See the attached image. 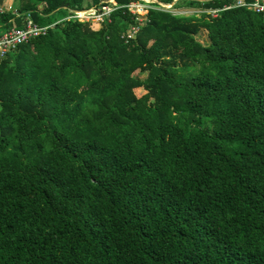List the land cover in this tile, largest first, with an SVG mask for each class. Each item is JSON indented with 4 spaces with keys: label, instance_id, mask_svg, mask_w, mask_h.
<instances>
[{
    "label": "trees",
    "instance_id": "1",
    "mask_svg": "<svg viewBox=\"0 0 264 264\" xmlns=\"http://www.w3.org/2000/svg\"><path fill=\"white\" fill-rule=\"evenodd\" d=\"M136 1L0 6V264H264V11Z\"/></svg>",
    "mask_w": 264,
    "mask_h": 264
},
{
    "label": "rangeland",
    "instance_id": "2",
    "mask_svg": "<svg viewBox=\"0 0 264 264\" xmlns=\"http://www.w3.org/2000/svg\"><path fill=\"white\" fill-rule=\"evenodd\" d=\"M114 0H103V2H109V4L113 5ZM156 0H138L136 2H132L129 4V8L131 10V12H135L137 15L138 20H142L145 18L144 14H145V10L147 9V4L149 2H155ZM179 1V0H178ZM19 0H2L0 2V6L3 7L4 9H9L11 11H15L16 10V5L18 4ZM89 2V1H88ZM177 2L174 1L171 4H163V6L165 8H168V10L172 13H181V14H190L192 12V9H189L187 7L181 6V7H174L173 4ZM160 5V4H158ZM161 6V5H160ZM162 6V7H163ZM104 10H108L110 8V5H104ZM80 20L81 19H85V20H89L90 22V27L91 28H99L100 26V22H101V18L102 15H100L99 13H97L94 8L86 10V11H81L78 12ZM137 31V28L134 29V31H132L131 34L135 33ZM130 34V35H131ZM195 38L197 40H199L200 42H202L203 44H205L207 42V37H206V31H204L203 29L200 30L196 35ZM137 72H135L133 75H136ZM136 76H140L141 78H143L145 75L144 74H139ZM145 92V90L141 87L139 88H135L134 89V93L139 96L141 94H143Z\"/></svg>",
    "mask_w": 264,
    "mask_h": 264
},
{
    "label": "built area",
    "instance_id": "3",
    "mask_svg": "<svg viewBox=\"0 0 264 264\" xmlns=\"http://www.w3.org/2000/svg\"><path fill=\"white\" fill-rule=\"evenodd\" d=\"M238 3L241 4V1H238ZM251 7H253L257 11H264V0H261V3L259 2V0H256V2L251 5ZM110 9L111 8H109L108 10H104V7L102 6L103 13L100 15H106V13L110 11ZM78 12H74L73 16L80 19ZM48 27L49 26H39L33 23L31 20L27 19L25 21L24 27L19 29L11 28L1 32L0 57L4 56L8 49L14 47L18 43L27 40L29 37L44 34Z\"/></svg>",
    "mask_w": 264,
    "mask_h": 264
}]
</instances>
